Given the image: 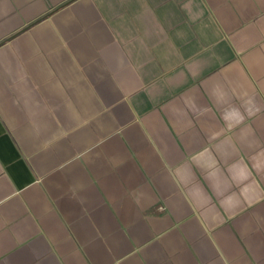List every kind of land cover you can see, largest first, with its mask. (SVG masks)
I'll use <instances>...</instances> for the list:
<instances>
[{"label":"crops","instance_id":"crops-1","mask_svg":"<svg viewBox=\"0 0 264 264\" xmlns=\"http://www.w3.org/2000/svg\"><path fill=\"white\" fill-rule=\"evenodd\" d=\"M0 264H264V0H0Z\"/></svg>","mask_w":264,"mask_h":264}]
</instances>
